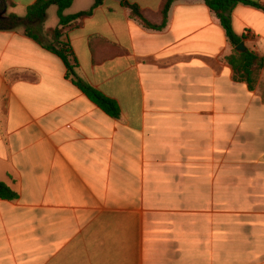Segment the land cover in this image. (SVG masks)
Here are the masks:
<instances>
[{"label":"crops","instance_id":"crops-1","mask_svg":"<svg viewBox=\"0 0 264 264\" xmlns=\"http://www.w3.org/2000/svg\"><path fill=\"white\" fill-rule=\"evenodd\" d=\"M165 1L128 0L146 25L104 0L60 39L71 74L47 48L58 8L33 26L38 41L6 27L37 0H0V182L19 194L0 199V264H264V71L250 90L206 2L175 1L162 26ZM231 17L264 58V10Z\"/></svg>","mask_w":264,"mask_h":264},{"label":"trees","instance_id":"trees-1","mask_svg":"<svg viewBox=\"0 0 264 264\" xmlns=\"http://www.w3.org/2000/svg\"><path fill=\"white\" fill-rule=\"evenodd\" d=\"M8 2V0H4ZM123 4L127 5L132 10V15L135 18L140 19L143 23L148 25L143 12L134 5H130L128 0H121ZM177 0H166L161 9V15L163 16V24H166L167 15L171 5ZM206 5L211 9L213 13L220 19L223 28L225 29L227 36L231 43L238 47L242 43V39L237 37L233 30L232 25V11L238 5L251 6L258 9L264 10V7L258 2L252 0H204ZM104 0H95L94 6L86 12L79 13L73 16H65L64 12L71 8L73 0H37V2L30 6L27 10L25 19H20L16 15L10 16L6 27L18 28L26 26L25 34L35 40L39 39L35 36L33 26L44 22L47 11L52 6L58 8L59 26L56 29L48 30L45 32L46 36L54 39L56 42L55 47L48 46L47 48L53 53L57 54L66 64L69 73L72 74L73 66L70 63V46L67 43L60 42V39L65 36L68 28H77L82 23L90 18L95 10L103 4ZM149 26H152L149 24ZM161 26V27H162ZM156 27V26H153ZM159 27V28H161ZM158 28V27H156ZM229 64L232 66L236 75L240 80L245 82L250 90H254L257 86L258 75L261 71H264V58L259 57L256 53L246 51L237 52L228 59ZM75 85L92 101L94 102L103 112L112 118H119L121 111L118 104L107 98L101 92L94 89L92 86L85 84L80 80H74ZM19 194L12 191L6 184L0 182V199L7 201L18 200Z\"/></svg>","mask_w":264,"mask_h":264},{"label":"rangeland","instance_id":"rangeland-1","mask_svg":"<svg viewBox=\"0 0 264 264\" xmlns=\"http://www.w3.org/2000/svg\"><path fill=\"white\" fill-rule=\"evenodd\" d=\"M54 11V10H53ZM54 12H52V17H49V20L47 21V24L48 25H52L55 23V22H58L59 18H58V14H54Z\"/></svg>","mask_w":264,"mask_h":264},{"label":"water","instance_id":"water-1","mask_svg":"<svg viewBox=\"0 0 264 264\" xmlns=\"http://www.w3.org/2000/svg\"><path fill=\"white\" fill-rule=\"evenodd\" d=\"M237 51L243 53V52H246L247 49H246L245 45L242 43V44H240V45L237 47Z\"/></svg>","mask_w":264,"mask_h":264}]
</instances>
